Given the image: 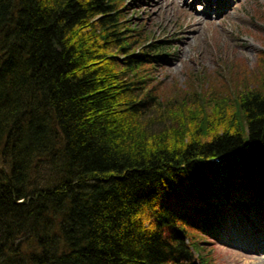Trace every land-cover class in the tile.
Masks as SVG:
<instances>
[{"label":"trees","instance_id":"trees-1","mask_svg":"<svg viewBox=\"0 0 264 264\" xmlns=\"http://www.w3.org/2000/svg\"><path fill=\"white\" fill-rule=\"evenodd\" d=\"M123 1L0 0V264H213L264 222V53L166 101Z\"/></svg>","mask_w":264,"mask_h":264},{"label":"rangeland","instance_id":"rangeland-1","mask_svg":"<svg viewBox=\"0 0 264 264\" xmlns=\"http://www.w3.org/2000/svg\"><path fill=\"white\" fill-rule=\"evenodd\" d=\"M210 1L124 0L119 8L125 26L135 31L132 49L140 42L166 44L165 55L148 71L166 101H179L191 73L214 76L220 70L224 75L236 64L257 72L262 65L264 0ZM263 223L253 227L243 218L228 219L222 234L205 247L212 263L233 264L242 251L264 243Z\"/></svg>","mask_w":264,"mask_h":264},{"label":"bare ground","instance_id":"bare-ground-1","mask_svg":"<svg viewBox=\"0 0 264 264\" xmlns=\"http://www.w3.org/2000/svg\"><path fill=\"white\" fill-rule=\"evenodd\" d=\"M196 1H204V0H196ZM217 1L221 2L224 0H211L210 3H216ZM239 256L242 257L238 258L233 264H264V243L261 241V244H259V246H257L256 249L249 251H242Z\"/></svg>","mask_w":264,"mask_h":264}]
</instances>
